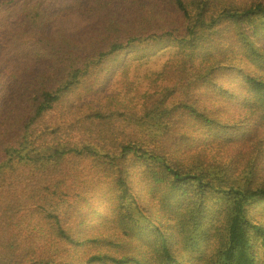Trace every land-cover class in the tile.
Listing matches in <instances>:
<instances>
[{
    "label": "trees",
    "instance_id": "trees-1",
    "mask_svg": "<svg viewBox=\"0 0 264 264\" xmlns=\"http://www.w3.org/2000/svg\"><path fill=\"white\" fill-rule=\"evenodd\" d=\"M122 1L82 39L51 0L0 12L44 59L0 133V264H264V0ZM166 49L180 70L135 90ZM117 63L123 99L71 114Z\"/></svg>",
    "mask_w": 264,
    "mask_h": 264
},
{
    "label": "rangeland",
    "instance_id": "rangeland-1",
    "mask_svg": "<svg viewBox=\"0 0 264 264\" xmlns=\"http://www.w3.org/2000/svg\"><path fill=\"white\" fill-rule=\"evenodd\" d=\"M104 1L107 2L108 0H51L50 7H56L60 16L49 29L65 33L71 38L82 39L99 27L101 15L105 9L123 15L132 8L122 0H110V6L103 9L105 7ZM126 1L134 2L137 0ZM10 2L12 0H0V12ZM153 2L155 0H147V3ZM160 3L163 7L169 6L163 0ZM6 33L5 30L0 31V133L9 127L16 119L15 117L23 111L28 98L32 96L29 83L44 63L43 57L36 53L35 46L32 45L35 38L29 45L23 46L20 50L12 51L1 45L7 37ZM122 67L123 63L115 64L91 97L72 96L69 100L71 114L84 104L97 103L105 97L120 95V98L123 99L124 93L120 91L118 85V75ZM179 68L180 64L175 59V51L166 49L147 59H136L135 62L132 60L128 66L129 80L135 90L139 91L147 88L150 81L169 79L180 70ZM131 95L128 94L129 97Z\"/></svg>",
    "mask_w": 264,
    "mask_h": 264
}]
</instances>
